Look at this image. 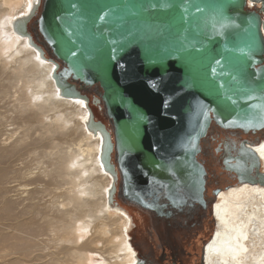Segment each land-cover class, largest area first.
I'll return each mask as SVG.
<instances>
[{"label":"water","instance_id":"1","mask_svg":"<svg viewBox=\"0 0 264 264\" xmlns=\"http://www.w3.org/2000/svg\"><path fill=\"white\" fill-rule=\"evenodd\" d=\"M35 16L41 41L29 30ZM263 29L264 0H39L13 23L54 65L61 96L87 105V128L102 136L101 161L112 177L117 151L125 198L155 212L165 227L173 219L159 196L202 187L195 153L213 121L245 133L264 130ZM92 86L97 96L88 94ZM90 104L107 109L115 143ZM263 140L242 142L236 163H227L239 183L264 186L253 147Z\"/></svg>","mask_w":264,"mask_h":264},{"label":"bare ground","instance_id":"2","mask_svg":"<svg viewBox=\"0 0 264 264\" xmlns=\"http://www.w3.org/2000/svg\"><path fill=\"white\" fill-rule=\"evenodd\" d=\"M34 5L0 0V264H137L128 210L111 209L113 180L101 161L103 138L87 128V105L61 96L54 65L13 30L15 15ZM262 145L253 147L264 172ZM40 155L54 164L37 176L29 160ZM19 173L36 187L15 202L8 185ZM228 189L213 205L201 263L264 264V186Z\"/></svg>","mask_w":264,"mask_h":264},{"label":"flooded vegetation","instance_id":"3","mask_svg":"<svg viewBox=\"0 0 264 264\" xmlns=\"http://www.w3.org/2000/svg\"><path fill=\"white\" fill-rule=\"evenodd\" d=\"M38 22H39V16H35L29 24V30L31 31L34 39L41 41L42 35L39 32ZM88 88L90 91V93L88 91V94L90 95H92L91 91H93L94 89H98L97 86H92ZM94 91L97 93V90ZM90 107L93 110L96 120L106 125V128L111 133L112 140L115 143L114 126L112 123V119L108 115L107 109L103 105L95 106L93 104H90ZM263 134H264V130L245 133L244 131L239 129L237 130L224 129L213 121L205 136L200 139L195 153V158L197 163L201 167H203L205 172L203 176L202 187L197 188L196 191L189 194H186L184 191H181L180 193H178V195L175 198L172 199H170L169 196L160 195L158 203L161 206L165 207L164 214L166 216H170V218H172L173 221L180 226L183 224V222L180 221H185V223H190L194 221L195 223L198 224V226L195 227V230H198L199 228L201 229L205 221L210 224L212 222L215 224L212 218V210H213L212 208L214 203H216V199H217L216 197L217 195H215V192L217 190H220V192H222L223 190L225 189L227 190L229 187L233 185L243 184L236 182L229 184L228 186L223 185L221 187L220 184L221 178L225 177L227 179L238 181L235 173L226 170L227 163L229 165L230 160H231L230 161L231 164L236 163L235 161L232 162V160H235V158L239 157V152L241 149L242 142L244 141L256 142L257 139L261 138ZM111 163L112 166L114 167V173H115L114 177H112L113 180L112 189L115 190L113 204L121 207H124L122 205L137 207V205L126 199L124 196L123 171L121 169V165L119 162L118 153L115 149L112 153ZM163 185L164 184L161 183V187ZM119 200H121L122 205H120L117 202ZM174 204H180L183 205V207L180 209H173L172 207L174 206ZM141 213L149 216L151 219H155L154 221H157V219L159 218L155 212L142 210ZM185 218H187V220H181ZM210 237L208 236L204 239V242L202 243L200 249L201 254H203V247L205 243L210 239ZM201 254H200V260H201Z\"/></svg>","mask_w":264,"mask_h":264},{"label":"rangeland","instance_id":"4","mask_svg":"<svg viewBox=\"0 0 264 264\" xmlns=\"http://www.w3.org/2000/svg\"><path fill=\"white\" fill-rule=\"evenodd\" d=\"M28 13V11H25L23 13H18L17 15H15V20H17L18 18H21L22 16H25ZM100 92V89H94ZM92 91V95L93 96H97L95 91ZM102 92V91H101ZM72 102V101H71ZM73 103V102H72ZM76 105V104H75ZM99 111V110H98ZM54 112L47 114L51 115ZM99 114V113H98ZM81 118V117H79ZM76 119L78 120V117H76ZM53 160L50 156L44 157L42 155H40L39 157H35L33 159L29 160V168L34 171L33 173H35L34 175L37 174L38 175H43L44 172L50 171L53 168ZM51 165V166H50ZM44 166V167H43ZM43 168V169H42ZM42 172V173H41ZM39 173V174H38ZM13 175V178H12ZM10 176V178H12V181L10 185H8V189L10 187V192L9 194L14 196L13 199L15 200V202H20L23 200V198H28V194H27V190L28 189H34V187H36L35 185L33 186H28L25 187L26 181L24 180L25 178L21 177V174H12ZM109 179L111 180V178L109 177ZM238 182L237 180H231V179H227V178H221V187L223 185L228 186L229 184L232 183H236ZM43 185H39V188H42ZM236 186V185H233ZM7 187V185H6ZM232 187V186H231ZM26 188V189H25ZM228 190V191H227ZM225 191H227L226 194H228L229 189H227ZM26 192V193H25ZM3 193V192H1ZM46 197L50 198V196H48L47 194H45ZM120 205H122L121 200L117 201ZM115 207L111 209L115 210L116 208H120L123 211L127 209L128 212H130V214L126 211L123 212L125 213L129 220H130V233L134 232L135 230H137L134 234V237L138 236L139 238L135 239L137 242L142 244V247H140L139 245H137V249L143 250L145 248L149 249L151 247V245L153 246L152 249H156L157 250V254L160 251V254L163 258V263L164 264H202L200 261V254H201V245L204 242V239L206 237H210V235L212 236L211 233H213L214 229H215V224L213 223V225H211L208 222H204L202 225V228L195 230V227L198 226L197 223L190 222V223H185V221H180L183 222V224L180 226L177 223H175L173 220L171 221V226L169 228L165 227L166 221H162L159 222V226L157 225V222L154 221L155 219H151L149 216L142 214L141 211L142 209L137 206H128V205H122L124 207L118 206V205H114ZM21 209V207H20ZM135 217L134 219L136 220V224L135 225L134 221H133V217ZM179 220V219H178ZM181 220H187V218L185 219H181ZM167 225V224H166ZM168 226V225H167ZM163 236V237H168V239L170 238V241L173 242V244H169V241L166 240V242H163V244H166L163 249V244L161 243V241L159 240V238ZM185 238H189L188 244H183L185 242H183L182 240ZM176 242V243H175ZM182 245V246H181ZM178 247V248H177ZM183 247V248H182ZM175 248L176 251L180 252V254H177L179 258H177V255L174 253L175 252ZM166 250V251H164ZM176 255V257H175ZM202 257V254H201ZM165 261V262H164ZM137 264L139 263L138 259L136 260Z\"/></svg>","mask_w":264,"mask_h":264},{"label":"trees","instance_id":"5","mask_svg":"<svg viewBox=\"0 0 264 264\" xmlns=\"http://www.w3.org/2000/svg\"><path fill=\"white\" fill-rule=\"evenodd\" d=\"M133 218H135V217H133ZM132 218V219H133ZM134 220V219H133ZM213 224V223H212ZM136 231V230H135ZM133 234H134V232H133ZM133 234H132V237H131V241H134V245L135 246H133L135 249H136V251H137V258H138V260H139V262H141V263H143V264H148L149 262H151L150 264H164L163 263V258H162V256L160 255V254H162V253H160V251L158 252V254H157V250L155 249H152L153 248V246L151 245V247L149 248V249H147V248H145V249H143V250H140V249H137V245H139L140 247H142V244L141 243H139V242H137L135 239H137V238H139L138 236H136V237H134L133 236ZM159 240L161 241V243L163 244V242H166V240L167 241H169V244L171 243V244H173V242L172 241H170V238L168 239V237H163V236H161L160 238H159ZM207 240V239H206ZM163 241V242H162ZM183 242H185V243H183V244H188V241H189V238H185V239H183L182 240ZM137 243V244H136ZM176 243V242H175ZM166 244H163V249L165 248L164 246H165ZM182 246V245H181ZM178 248V247H177ZM177 248H175V254L177 255V254H180V252H178V251H176V249ZM183 248V247H182ZM164 251H166V250H164ZM176 255H175V257H176ZM177 258H179L178 257V255H177ZM201 261V260H200ZM165 262V261H164ZM202 262V261H201Z\"/></svg>","mask_w":264,"mask_h":264},{"label":"snow or ice","instance_id":"6","mask_svg":"<svg viewBox=\"0 0 264 264\" xmlns=\"http://www.w3.org/2000/svg\"><path fill=\"white\" fill-rule=\"evenodd\" d=\"M35 2L38 4L39 0H35ZM29 7L31 8V4L29 5ZM18 30H22V26L17 25ZM262 127H264V124L261 125ZM262 148H264V145L261 146Z\"/></svg>","mask_w":264,"mask_h":264}]
</instances>
